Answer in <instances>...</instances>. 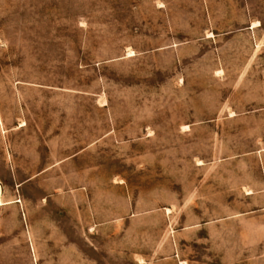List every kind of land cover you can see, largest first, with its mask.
<instances>
[{"label":"rangeland","instance_id":"374dc122","mask_svg":"<svg viewBox=\"0 0 264 264\" xmlns=\"http://www.w3.org/2000/svg\"><path fill=\"white\" fill-rule=\"evenodd\" d=\"M0 264H264V0H0Z\"/></svg>","mask_w":264,"mask_h":264}]
</instances>
